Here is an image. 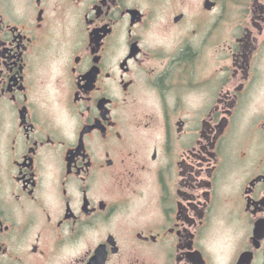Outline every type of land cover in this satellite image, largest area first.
Returning <instances> with one entry per match:
<instances>
[{"label":"flooded vegetation","instance_id":"obj_1","mask_svg":"<svg viewBox=\"0 0 264 264\" xmlns=\"http://www.w3.org/2000/svg\"><path fill=\"white\" fill-rule=\"evenodd\" d=\"M0 264H264V0H0Z\"/></svg>","mask_w":264,"mask_h":264}]
</instances>
